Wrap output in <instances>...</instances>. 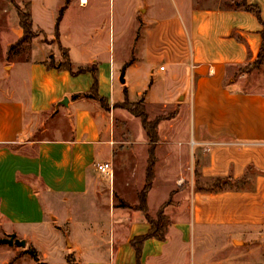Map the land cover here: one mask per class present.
Here are the masks:
<instances>
[{"label": "crops", "instance_id": "obj_1", "mask_svg": "<svg viewBox=\"0 0 264 264\" xmlns=\"http://www.w3.org/2000/svg\"><path fill=\"white\" fill-rule=\"evenodd\" d=\"M27 1L38 37L15 47L24 35L15 6L0 24V239L15 234L45 264L56 254L66 264H137L131 242L151 230L144 213L115 204L112 181L99 183L113 177L114 121L90 96L92 73L49 67L63 50L74 71H96L107 105L126 91L149 115L151 106H176L159 128L186 121L198 147L171 180L172 189L187 184L189 196L165 208L164 240L143 243L141 264H195L206 227L263 239L264 91L244 90L246 75L235 72L259 58L264 0H135L132 8L117 0L119 9L116 0ZM156 61L168 65L158 74ZM192 154L204 180H253V190L197 192L182 170L189 157L195 164ZM101 163L110 174L98 172Z\"/></svg>", "mask_w": 264, "mask_h": 264}, {"label": "rangeland", "instance_id": "obj_2", "mask_svg": "<svg viewBox=\"0 0 264 264\" xmlns=\"http://www.w3.org/2000/svg\"><path fill=\"white\" fill-rule=\"evenodd\" d=\"M19 1L20 0H14V3L15 5L21 6V8H24L28 3L27 0H21L22 4H19ZM127 2H130L131 8L136 3L135 0H127ZM115 4L116 8H121L117 0ZM15 5L11 3V0H0V24L12 19L16 10ZM5 9H9L7 14L4 13ZM133 37L134 33L132 31L129 32V38L132 39ZM49 63L53 65L65 64L63 53H61V56L58 58L54 56L51 57ZM160 65L164 67L168 66L165 61H156L153 68L157 74ZM235 73L237 76L241 73L246 75L241 85L244 90L264 91V60L242 67ZM135 96V93H133L132 98L134 99ZM140 100L137 102H129L135 103L136 108L140 110L142 108L139 104ZM124 102L125 100L113 106L108 105V107L105 108L110 112L111 118L114 121L115 146L112 159L113 177H102L99 179V183L112 181V190L110 193L114 194L116 198L115 204H118L119 201H123L135 210L139 205V195L145 187L147 172L150 166L154 174L152 188L157 179L159 183L149 194L147 207L150 212L149 215L156 218L155 215L158 213H151L149 207L154 210L166 198L167 200L160 206L159 210L167 203H169L168 206H177L181 204L178 200L185 201L189 196L187 195V190L184 191L187 184H185L182 189H172L170 188L172 186L171 180L174 178L176 172L179 171L181 165L186 162L185 153H197L196 150L198 147L195 146L191 138L187 137L185 134L186 121L178 123L174 126L173 130L169 129L170 125L167 123L161 125L160 128L158 125V142L152 144L147 137L146 131L142 127L141 120L126 109ZM143 105L148 114L149 121L158 120L161 122L176 116V106L161 111H154L155 108L151 106V115H149V109L145 101ZM55 126H57V124H55ZM66 126L67 124L62 125L63 128ZM160 136L163 138L165 137V139L162 140ZM170 153L178 154L171 158ZM181 153H184L183 159ZM193 155L196 159L195 164L193 158L191 159L189 157L188 167H183L182 170H184V174H187L189 181L193 179L197 192L210 193L208 192V188L212 187V185L217 182L214 180L207 181L201 177L199 166L197 165L198 158L196 154H192V156ZM247 181H241L237 186L233 185V187L236 186L239 191L244 192L253 190V180ZM181 192H183V199L180 195ZM165 210L166 209H164V212ZM202 228L204 229V227ZM205 229L208 230L203 234L204 236L198 240L199 246L195 264H264V238L249 240L245 234L233 235V232L230 230L220 232L221 228L217 227H206ZM47 244L49 245V242H47ZM29 249L30 246L28 244L25 248L0 245V264H36L28 254ZM52 260L53 264H66L57 254L52 256Z\"/></svg>", "mask_w": 264, "mask_h": 264}, {"label": "trees", "instance_id": "obj_3", "mask_svg": "<svg viewBox=\"0 0 264 264\" xmlns=\"http://www.w3.org/2000/svg\"><path fill=\"white\" fill-rule=\"evenodd\" d=\"M66 1L68 2V0H66ZM11 3L15 5L14 0H11ZM15 6H16V8L18 10V14H19L20 27L23 29V32H24L22 39H20L16 43V45H15V47H16V46L21 45L26 40H31L33 38L38 37L39 32L35 33L33 31L32 17H31L30 11H29V4L27 3L24 8H21V6H19V5H15ZM243 7L247 11H254L256 13V15L258 17H260L259 10H257L255 7L248 6L246 4L243 5ZM64 9L65 8H62L60 11L58 22L60 21V19L62 17ZM63 57L65 58V64H60V65L49 64V67L57 68L59 70H67L74 76L78 75V74L85 73V72L92 73L93 78H94V85H93L92 92H91L90 96L92 98L98 100L104 108H107L108 105H107L106 100L104 98L100 97L97 93L98 79L96 76V71L94 69H89V68H86V69L79 68L77 71H74L72 68V64L70 63L68 53L65 50H63ZM261 60H264V33H263L262 50H261V53L259 55L258 60L255 63H258ZM79 96L80 95H77L74 98L77 99ZM125 96H126V98H125L124 104L126 106V109L131 114H133L134 116H136L137 118H139L141 120L142 127L146 131L148 139L150 140V142L152 144H156L158 142L157 129H158L159 121L158 120L149 121L148 114H147L146 109L143 105L144 99H141L139 101V104L142 106V108L139 110L136 108L135 103L129 102L128 94L126 91H125ZM153 181H154V174H153L152 168H150V166H149V169L147 172V177H146V184H145L144 189L142 190V192L139 195V205L135 208V210L141 211L142 213L145 214V218H146L147 222L151 225V230L147 235L137 237L131 242V245L135 249L136 254H137V258H138L137 264H141L140 263L141 250H142L143 243L146 240L151 239V238L164 240V236L161 235L160 233L164 229L165 220H166V217L164 214V209L168 206L169 203H167L165 206H163L159 210L156 218H152L149 215V211H148V207H147V196H148V193L150 192V190L152 188ZM214 181H216L217 183L212 185V187L208 188V192H210V193L211 192L219 193V192H225V191H239L236 188V186L242 180H233L232 178H218V179H215ZM233 185H236V186L233 187ZM199 190H202V189H199ZM120 207L132 209V207L130 205H128L127 203H125L123 201H120ZM28 254L32 257V259L35 261L36 264H45L41 261L40 255L38 254V252L35 249L30 247V249L28 250ZM68 262L70 264H73V260L71 259V257H68Z\"/></svg>", "mask_w": 264, "mask_h": 264}, {"label": "water", "instance_id": "obj_4", "mask_svg": "<svg viewBox=\"0 0 264 264\" xmlns=\"http://www.w3.org/2000/svg\"><path fill=\"white\" fill-rule=\"evenodd\" d=\"M69 102L68 98H64L63 101H61V105L67 106ZM0 245H8L10 247L16 246L19 248H25L27 243L25 240H21L17 238L15 234L10 235L8 238L0 239Z\"/></svg>", "mask_w": 264, "mask_h": 264}, {"label": "built area", "instance_id": "obj_5", "mask_svg": "<svg viewBox=\"0 0 264 264\" xmlns=\"http://www.w3.org/2000/svg\"><path fill=\"white\" fill-rule=\"evenodd\" d=\"M163 69V68H161ZM97 170L99 173L104 174V175H108L111 173V164L110 163H101V164H97Z\"/></svg>", "mask_w": 264, "mask_h": 264}]
</instances>
